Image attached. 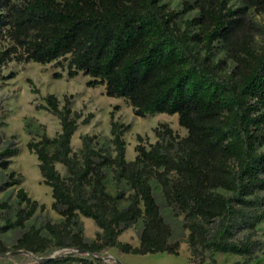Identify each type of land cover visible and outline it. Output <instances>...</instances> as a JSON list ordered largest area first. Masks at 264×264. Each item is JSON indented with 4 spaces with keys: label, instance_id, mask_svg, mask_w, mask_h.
Returning a JSON list of instances; mask_svg holds the SVG:
<instances>
[{
    "label": "trees",
    "instance_id": "obj_1",
    "mask_svg": "<svg viewBox=\"0 0 264 264\" xmlns=\"http://www.w3.org/2000/svg\"><path fill=\"white\" fill-rule=\"evenodd\" d=\"M246 1L264 15V0ZM190 6L186 1L175 11L162 0H0V40L6 43L0 50V74L12 61L51 64L61 70L52 72L55 79L63 71L68 78L82 73L89 77L88 87L103 85L106 96L125 99L135 116L176 114L186 130L178 137L162 123L148 147L137 136L136 155L126 160L123 133L128 125L110 113L113 155L89 135L82 137L77 153L70 142L81 113L71 109L69 96L63 95L60 106L55 94H46L39 108L59 119L60 131L53 137L43 132L26 147L50 188V207L62 219L46 220L45 234L35 227L21 232L12 250L38 258L54 249L69 250L33 264H112L99 255L114 247L121 253L177 254L179 241L172 240L161 215L153 178L167 203L182 214L191 256L187 264H210L202 259L206 250L237 254L246 259L242 264L249 263L255 226L264 221V150H258L264 144V48L254 51L247 40L234 38L242 17L225 0H195L199 15L181 30L177 20ZM215 42L228 45L234 61L230 72L222 73L220 63L210 58ZM193 43L202 44L204 54ZM16 152L4 148L2 169ZM55 163L64 166L65 175ZM107 170L130 190L125 206L118 205L120 194L108 192ZM7 176L5 186L20 183V175ZM16 196L18 206L23 205L13 221L4 220L0 232L23 227L37 208H44L22 187ZM80 215L98 228L92 240L83 235ZM139 219L138 245L120 241L118 236ZM8 250L0 242V254Z\"/></svg>",
    "mask_w": 264,
    "mask_h": 264
},
{
    "label": "rangeland",
    "instance_id": "obj_2",
    "mask_svg": "<svg viewBox=\"0 0 264 264\" xmlns=\"http://www.w3.org/2000/svg\"><path fill=\"white\" fill-rule=\"evenodd\" d=\"M189 2L190 9L181 15L177 20L178 27L183 30L187 20L197 17L199 9L195 8V0H162L168 8L175 11L183 9L185 2ZM227 6L240 9L242 17L241 27L236 32L234 38L238 42L247 40L254 51L264 48V15L249 6L246 0H225ZM196 32L197 28H190ZM5 41L0 40V50L5 46ZM195 51L204 54L202 44L193 43ZM228 45L223 42H215V47L210 53V58L214 62H219L222 67L221 72H230L234 66V61L229 55ZM53 71H61L53 68L51 64H39L36 62L17 63L9 62L2 67L0 74V154L5 147L16 148V154L7 157L8 165L6 169L0 167V225L4 220L15 219L16 210L21 207L17 204L16 191L22 187L27 196L43 204L44 208H37L35 212L25 220L21 228L8 229L0 232V242L9 249L0 254V264H33L38 260L39 255H33L24 250H12L19 234L30 227H35L45 234L43 225L46 220L59 222L62 218L51 209L50 188L42 183V178L38 171V161L35 154L28 151L26 143L30 139L37 140L43 132L49 137L55 136L60 131L59 119L39 105L44 104V96L53 93L63 104V95L70 97V107L74 111L81 113L79 124L71 137V148L74 152H79L84 135L94 136L93 143L97 147L110 148L113 155L112 136L110 134V113L113 119L120 123L127 124L128 128L123 133L125 141V158L132 160L136 155L135 146L138 144L137 136L141 137L140 143L148 147L149 143L156 140L154 129L162 123L168 124L178 137L186 135V130L179 126L176 114L165 113L146 114L144 117L134 115L131 106L123 98L109 97L104 94L103 85L88 87L86 85L89 77L79 73L73 78H68L65 71L59 79L52 78ZM30 79L32 84L28 81ZM36 87L38 92H33ZM89 117L87 123L82 120ZM258 150H264V144L258 146ZM0 159H5L0 155ZM56 169L61 175L66 171L62 164L55 163ZM13 172V178L21 176L20 183L5 186L4 181L8 180V173ZM153 193L160 206L161 215L164 221L172 229V240L179 241L177 254L166 252L133 254L121 253L117 248H110L101 252L103 261L112 264H187L191 260L186 236L188 230L183 227L182 214L176 207L167 203L159 184L150 179ZM109 193L120 194L118 205L125 206V197L130 190L124 182L116 183L112 178V172L107 170L105 181ZM83 226V235L86 239L92 240L98 231L97 226L89 217L79 216ZM142 228V221L139 219L129 228L125 229L118 239L128 242L133 246L138 245V235ZM252 239L256 241L248 264H264V221L257 223ZM68 249H54L50 255L68 254ZM73 254H81L80 251H72ZM82 256L87 253H82ZM119 258L120 262L113 259ZM204 263L210 264H242L246 259L240 255L232 253H222L206 250L203 254Z\"/></svg>",
    "mask_w": 264,
    "mask_h": 264
},
{
    "label": "water",
    "instance_id": "obj_3",
    "mask_svg": "<svg viewBox=\"0 0 264 264\" xmlns=\"http://www.w3.org/2000/svg\"><path fill=\"white\" fill-rule=\"evenodd\" d=\"M27 252V251H25ZM67 253L63 254V255H66ZM92 254V253H91ZM92 255H95V254H92ZM56 255H49L47 257H41V258H37L39 261H42V260H46L48 258H54ZM97 257V255H95ZM113 259V258H112ZM114 260V259H113ZM115 261V260H114Z\"/></svg>",
    "mask_w": 264,
    "mask_h": 264
},
{
    "label": "built area",
    "instance_id": "obj_4",
    "mask_svg": "<svg viewBox=\"0 0 264 264\" xmlns=\"http://www.w3.org/2000/svg\"><path fill=\"white\" fill-rule=\"evenodd\" d=\"M87 255L91 256V257H96L95 255H92L91 253L87 252Z\"/></svg>",
    "mask_w": 264,
    "mask_h": 264
},
{
    "label": "bare ground",
    "instance_id": "obj_5",
    "mask_svg": "<svg viewBox=\"0 0 264 264\" xmlns=\"http://www.w3.org/2000/svg\"><path fill=\"white\" fill-rule=\"evenodd\" d=\"M114 260L116 261V262H120V259L119 258H114Z\"/></svg>",
    "mask_w": 264,
    "mask_h": 264
}]
</instances>
